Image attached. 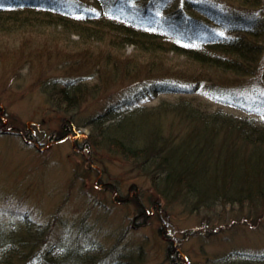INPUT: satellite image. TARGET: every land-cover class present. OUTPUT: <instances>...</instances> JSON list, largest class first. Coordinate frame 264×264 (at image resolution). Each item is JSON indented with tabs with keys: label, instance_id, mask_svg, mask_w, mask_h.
Instances as JSON below:
<instances>
[{
	"label": "trees",
	"instance_id": "1",
	"mask_svg": "<svg viewBox=\"0 0 264 264\" xmlns=\"http://www.w3.org/2000/svg\"><path fill=\"white\" fill-rule=\"evenodd\" d=\"M65 2L79 7L27 3L0 11V36L23 22L34 25L29 37L36 26L52 25L67 30L69 50L82 48L61 63L82 72L72 70L77 75L66 82L61 78L59 103L72 112L89 94L109 104L89 117L90 133L80 147L95 143L122 156L151 180L157 196L191 212L222 209V215L264 218V120L212 107L228 92L243 93L246 106L264 107V27L231 25L253 13L264 15V0ZM52 36L46 39L61 42L59 32ZM27 38L5 54L31 48ZM76 76L87 86L74 82H81ZM183 90L187 96L177 101L141 105L145 98ZM196 92L200 97L191 94ZM28 216L20 219L23 229L16 231L12 219L0 232V264H132L112 257L114 248L106 251L80 236L50 244L47 224L36 225ZM98 252L104 255L97 258Z\"/></svg>",
	"mask_w": 264,
	"mask_h": 264
},
{
	"label": "rangeland",
	"instance_id": "2",
	"mask_svg": "<svg viewBox=\"0 0 264 264\" xmlns=\"http://www.w3.org/2000/svg\"><path fill=\"white\" fill-rule=\"evenodd\" d=\"M22 26L0 36L1 234L12 219L19 224L16 231L23 229L20 219L29 215L36 225L47 224L53 235L50 244L80 236L106 251L114 248L112 257L132 259V264H262L264 218L251 221L222 215V209L191 212L177 200L157 196L151 180L122 156L95 143L92 149L80 147L90 133L89 117L109 102L88 94V101L75 108L72 117L59 103L57 90L62 88L61 78L77 75L72 70L82 72L61 64L67 54L81 48L69 50L72 41L65 43L69 33L63 28L36 26L33 38L28 31L34 25L23 22ZM58 32L62 43L46 39ZM26 35L31 48L5 54L7 48L22 45ZM184 90L145 98L142 103L177 101L187 94ZM222 95L214 99L213 108L222 106L264 120V107L242 104L243 93ZM65 131L73 136L51 142V135ZM152 197L157 200L154 205ZM98 253L97 258L104 255Z\"/></svg>",
	"mask_w": 264,
	"mask_h": 264
},
{
	"label": "bare ground",
	"instance_id": "3",
	"mask_svg": "<svg viewBox=\"0 0 264 264\" xmlns=\"http://www.w3.org/2000/svg\"><path fill=\"white\" fill-rule=\"evenodd\" d=\"M41 1H43L45 4H48V3H51V2H59V3H61V2H64L65 0H41ZM91 2H93V0H91ZM73 7H79V6H73V5H70V6H67V8H73ZM156 12V11H155ZM178 34L179 35H185L186 34V31H181V32H178ZM78 51H82V48L81 49H79ZM76 79L77 80H80L77 76H76ZM67 80H72V79H70V78H65V82L67 81ZM81 82H78V81H74V82H76V83H79V84H84L85 86H87V83H84V81H82V80H80ZM164 93H168V94H170V93H172V92H164ZM163 92L162 93H159L158 95H160V94H164ZM173 94V93H172ZM141 105H148V104H144V103H141ZM54 244V243H53ZM54 246V245H53Z\"/></svg>",
	"mask_w": 264,
	"mask_h": 264
}]
</instances>
